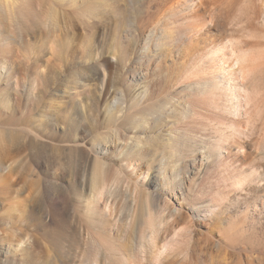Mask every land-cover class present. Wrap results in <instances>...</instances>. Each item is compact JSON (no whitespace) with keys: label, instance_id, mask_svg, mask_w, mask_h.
Listing matches in <instances>:
<instances>
[{"label":"rangeland","instance_id":"374dc122","mask_svg":"<svg viewBox=\"0 0 264 264\" xmlns=\"http://www.w3.org/2000/svg\"><path fill=\"white\" fill-rule=\"evenodd\" d=\"M36 1L0 44V264H264V0Z\"/></svg>","mask_w":264,"mask_h":264},{"label":"bare ground","instance_id":"6f19581e","mask_svg":"<svg viewBox=\"0 0 264 264\" xmlns=\"http://www.w3.org/2000/svg\"><path fill=\"white\" fill-rule=\"evenodd\" d=\"M32 0H0V44H2V43H7V42H9V37H10V34H8V29H9V26L7 25V23H10L11 22V25H12V23H15L16 25H15V27H16V35H15V40H16V43H17V45H18V47H19V52H21L22 54H23V51L25 50V48H27V45H25V44H27L26 43V41H25V32H26V30H25V26H26V22H27V20L30 18V15H28L27 13H26V10H27V5L29 4H31L32 5V3L33 2H31ZM36 2H39V0L38 1H36ZM42 2V1H41ZM192 2H188V0H186L185 1V3H184V7H186V8H189L190 9V11L192 12V11H194V9H193V6H192V4H191ZM41 4V3H40ZM30 5V6H31ZM38 5V4H37ZM36 5V6H37ZM39 6V5H38ZM29 8V7H28ZM33 8H34V6H33ZM29 10H30V8H29ZM32 10V9H31ZM32 11H34V10H32ZM199 12V10H196L194 13H198ZM31 13V12H30ZM32 14V13H31ZM199 14V13H198ZM195 16H197V15H195ZM199 21V20H198ZM21 53H19V54H21ZM21 54V55H22ZM24 54H25V52H24ZM240 59V58H239ZM235 61H236V63H238V64H240L239 63V60H238V57H237V60L235 59ZM241 61V60H240ZM237 64V65H238ZM240 68H242V67H239V71L241 72L242 71V69L243 68H245V67H243L242 69H240ZM242 73V72H241ZM215 78V77H214ZM216 79V78H215ZM213 82V81H212ZM205 83H206V81H205ZM205 83L203 84V85H205ZM215 83V82H214ZM218 83V82H217ZM207 85V84H206ZM216 85L214 84V88H216L215 87ZM202 87H204V86H202ZM204 88H207L206 86L204 87ZM208 89V88H207ZM210 89H212V87H210ZM217 90V89H216ZM135 122V121H134ZM8 123H10V119L7 117V116H4L2 119H1V124L2 125H6V124H8ZM117 138V137H116ZM119 138V137H118ZM218 140H220V139H218ZM223 140V139H222ZM218 142H220V141H218ZM222 142V141H221ZM233 142V141H232ZM227 143V142H226ZM230 143V142H229ZM137 144V143H136ZM236 144V143H235ZM234 144V145H235ZM232 145V144H231ZM133 146V145H132ZM232 147H230V146H223V145H217V146H215L214 145V147H212V155H215L216 157L217 156H219L224 150H226L227 152H229V151H231L232 149H231ZM241 148V147H240ZM239 148V149H240ZM244 149V148H243ZM243 149H240V150H243ZM132 150V149H131ZM238 152V151H237ZM243 152H244V150H243ZM129 153V152H128ZM249 153H251V152H249ZM261 153V152H260ZM204 154V153H203ZM209 154V153H208ZM211 154H209V156L211 155ZM244 155V154H243ZM261 155H262V153H261ZM260 156V155H259ZM263 156V155H262ZM127 157V156H126ZM247 157V156H246ZM255 158V157H254ZM257 158V157H256ZM262 158L260 157V160H261ZM256 162V161H255ZM259 163V162H258ZM262 163H263V160H262ZM251 164V163H250ZM255 164H257V163H255ZM260 165V164H259ZM258 167L259 166H257V165H253L252 166V170H256V169H258ZM262 168H263V166H262ZM0 171H2V172H5V173H7V169H3V168H0ZM103 177H105V176H103ZM103 177L99 180V183L98 184H94V189L93 190H96V189H98V187L100 186H105L106 185V183H105V178L103 179ZM107 181V180H106ZM109 183H110V181H109ZM113 183V182H112ZM107 186V185H106ZM223 201V200H222ZM133 206V205H132ZM212 208V207H211ZM210 208V209H211ZM132 209V208H131ZM210 209H204V211L206 212V211H209ZM107 210H109L108 208H107ZM133 210V209H132ZM177 210V209H176ZM90 213L91 214H100L101 216H100V218L98 219V221H96L94 218H93V220L92 219H90L89 220V222H90V224H91V222L93 223V224H95V223H97V224H99V225H101V223L103 224V222H105L104 220L106 219V209H104V210H101V211H98L95 207H90ZM174 211V210H173ZM211 211V210H210ZM178 214V213H177ZM205 214V213H204ZM206 215V214H205ZM103 216V217H102ZM106 223V222H105ZM104 223V224H105ZM97 224H96V227H97ZM88 226H89V224H88ZM93 226V225H92ZM91 226V227H92ZM95 227V226H94ZM93 227V228H94ZM157 227V226H156ZM91 229V228H90ZM155 229V228H154ZM153 229V230H154ZM95 230H93V232H94ZM155 231V230H154ZM154 231H153V233H154ZM90 232H91V230H90ZM90 232L88 231V233L90 234ZM157 232H158V230H157ZM92 233V232H91ZM151 233V232H150ZM153 233H151V235L153 234ZM160 233V232H159ZM95 234V233H94ZM93 235V234H92ZM92 235H90L91 237H92ZM151 235H148V237L150 238L149 240V242L151 243V245H154V247H155V245H156V238H155V236H151ZM156 235H157V233H156ZM160 235V234H159ZM157 237V236H156ZM158 238V237H157ZM93 239V238H92ZM33 245L34 246H37L38 245V241H37V239L33 236V235H24V233L23 234H21L20 235V237L17 239V241H16V249L17 250H19L20 252H27L28 251V253H29V250H31V248H34L33 247ZM143 245V244H142ZM163 246V245H162ZM161 247V246H160ZM166 247V246H165ZM9 246H0V255H3L4 257H3V261H7V257H6V254L9 252ZM31 254V253H30ZM94 262V261H93ZM6 263V262H5Z\"/></svg>","mask_w":264,"mask_h":264}]
</instances>
